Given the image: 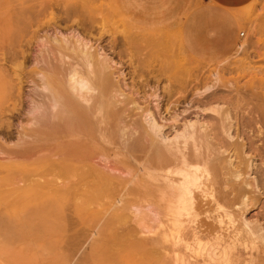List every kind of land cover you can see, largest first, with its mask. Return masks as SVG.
<instances>
[{
	"label": "rangeland",
	"instance_id": "obj_1",
	"mask_svg": "<svg viewBox=\"0 0 264 264\" xmlns=\"http://www.w3.org/2000/svg\"><path fill=\"white\" fill-rule=\"evenodd\" d=\"M209 1L234 19L237 30L228 51L215 60L190 54L180 29L136 27L114 0H0V35L6 39L26 21L28 37L38 25L41 29L56 22L64 30L84 32L118 64L117 75L126 77L125 92L138 90L140 96L149 97L154 112L151 102L160 104L163 119L155 116L166 135L181 130L187 121H198L193 133H199L203 124L221 146L212 161L196 169L189 190L182 184L185 177L172 173V167H144L143 162L107 151L104 164L120 180L97 196L83 188L47 185L67 177L69 172L63 169L43 174L44 168L18 165L19 160L1 155L0 264H230L227 249L247 248L245 258L250 261L255 243L259 249L253 264H264V0ZM16 17L22 19L18 29ZM32 69L26 65L27 71ZM30 90L24 85L25 97ZM174 108L189 112L174 122L169 110ZM15 136L7 138L0 132V148L9 149ZM193 145L189 140L183 152L196 157ZM63 190V232L51 233L43 209L59 202ZM216 209L223 216L214 215Z\"/></svg>",
	"mask_w": 264,
	"mask_h": 264
},
{
	"label": "bare ground",
	"instance_id": "obj_2",
	"mask_svg": "<svg viewBox=\"0 0 264 264\" xmlns=\"http://www.w3.org/2000/svg\"><path fill=\"white\" fill-rule=\"evenodd\" d=\"M19 17H16L19 19L18 22L12 20L16 27L18 26L17 29L22 26L20 22L22 19ZM27 23L28 21L24 22L26 25L15 33L12 32L7 39L4 33L0 35L2 39H0V132L7 138L16 135L15 142L8 143L9 149L0 148V156L19 160L18 165L44 168L43 174L54 169H63L69 172V175L59 178L58 181L47 182V185H59L65 189L83 188L89 195L97 196L111 190L120 180L115 174L116 171L108 169L104 164L108 160L106 152L115 150L116 156L143 162L144 167L150 165L172 167V173L185 177L182 184L189 190L194 185L196 169L203 167L205 162L212 161V155L221 150V146L217 147L218 141L216 144L213 142L215 136L209 135L207 127L202 124L199 133L195 135L192 130L198 121H187L181 130H173V135H166L163 131L164 126L159 124L158 117L156 118L158 115L163 119L160 104L151 102L155 103L154 112L148 105L149 97L140 96L138 90L128 89V92H125L126 77L124 74L117 75L118 64L116 65L110 58L111 55L108 56L106 54L108 52L105 53L102 47L95 46L88 40L84 32L71 29L66 31L56 22L54 25H41L40 30L38 25L36 27L38 30L33 32L32 37H28L30 32ZM14 27L15 24L12 28ZM2 35L6 40H3ZM27 64L33 66L31 71L26 70ZM26 84L31 87L27 97L23 94ZM175 93L174 91L172 96L175 97ZM154 97L157 98V95ZM172 100L176 99L172 97ZM172 100H169V104ZM169 110L171 112L169 119L174 122H178L181 116L189 112L188 110L178 112L179 110L175 108ZM14 121H17V125H14ZM226 133L230 138L228 131ZM189 140H194L196 157L183 152ZM30 192L33 191L30 189ZM47 197H50L49 193L45 196L48 200ZM65 197L66 191L63 190L60 192L59 202L43 209V214L48 216L45 226L51 233L63 232ZM243 201H247V197L244 196ZM110 203L112 204V201ZM118 203H122V200ZM153 213L156 214L154 210ZM213 214L223 216L217 209ZM256 248L259 249L257 243L250 248V261L245 258V252L248 254L247 248L236 245L225 251V259L230 264H253L258 257L257 252L255 253Z\"/></svg>",
	"mask_w": 264,
	"mask_h": 264
},
{
	"label": "crops",
	"instance_id": "obj_3",
	"mask_svg": "<svg viewBox=\"0 0 264 264\" xmlns=\"http://www.w3.org/2000/svg\"><path fill=\"white\" fill-rule=\"evenodd\" d=\"M119 12L142 29H180L187 51L217 59L237 37L236 24L209 0H114Z\"/></svg>",
	"mask_w": 264,
	"mask_h": 264
},
{
	"label": "built area",
	"instance_id": "obj_4",
	"mask_svg": "<svg viewBox=\"0 0 264 264\" xmlns=\"http://www.w3.org/2000/svg\"><path fill=\"white\" fill-rule=\"evenodd\" d=\"M240 36L242 37V36H244V34H241Z\"/></svg>",
	"mask_w": 264,
	"mask_h": 264
}]
</instances>
